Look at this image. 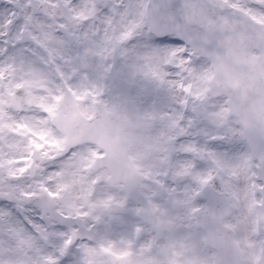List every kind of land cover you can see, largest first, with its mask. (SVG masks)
Segmentation results:
<instances>
[{
    "label": "snow or ice",
    "instance_id": "snow-or-ice-1",
    "mask_svg": "<svg viewBox=\"0 0 264 264\" xmlns=\"http://www.w3.org/2000/svg\"><path fill=\"white\" fill-rule=\"evenodd\" d=\"M0 264H264V0H0Z\"/></svg>",
    "mask_w": 264,
    "mask_h": 264
}]
</instances>
